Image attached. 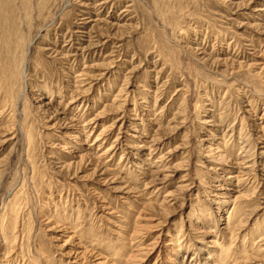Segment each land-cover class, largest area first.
Masks as SVG:
<instances>
[{
  "label": "rangeland",
  "instance_id": "obj_1",
  "mask_svg": "<svg viewBox=\"0 0 264 264\" xmlns=\"http://www.w3.org/2000/svg\"><path fill=\"white\" fill-rule=\"evenodd\" d=\"M0 264H264V0H0Z\"/></svg>",
  "mask_w": 264,
  "mask_h": 264
}]
</instances>
